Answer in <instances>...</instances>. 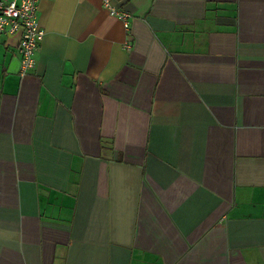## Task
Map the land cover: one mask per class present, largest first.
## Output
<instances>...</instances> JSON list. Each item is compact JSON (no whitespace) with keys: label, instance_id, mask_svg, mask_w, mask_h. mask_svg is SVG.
Wrapping results in <instances>:
<instances>
[{"label":"crops","instance_id":"obj_1","mask_svg":"<svg viewBox=\"0 0 264 264\" xmlns=\"http://www.w3.org/2000/svg\"><path fill=\"white\" fill-rule=\"evenodd\" d=\"M112 4L0 35V264H264V0Z\"/></svg>","mask_w":264,"mask_h":264},{"label":"built area","instance_id":"obj_2","mask_svg":"<svg viewBox=\"0 0 264 264\" xmlns=\"http://www.w3.org/2000/svg\"><path fill=\"white\" fill-rule=\"evenodd\" d=\"M40 0H0V35L20 34L18 51L21 57L20 75L25 76L36 65V52L44 38L45 31L38 20ZM111 15L129 27L131 13L104 0Z\"/></svg>","mask_w":264,"mask_h":264}]
</instances>
